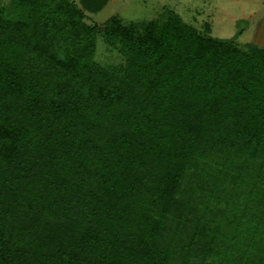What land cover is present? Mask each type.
I'll return each instance as SVG.
<instances>
[{
    "label": "trees",
    "instance_id": "obj_1",
    "mask_svg": "<svg viewBox=\"0 0 264 264\" xmlns=\"http://www.w3.org/2000/svg\"><path fill=\"white\" fill-rule=\"evenodd\" d=\"M10 2L0 264H264V47L111 16L102 64L107 0Z\"/></svg>",
    "mask_w": 264,
    "mask_h": 264
},
{
    "label": "rangeland",
    "instance_id": "obj_2",
    "mask_svg": "<svg viewBox=\"0 0 264 264\" xmlns=\"http://www.w3.org/2000/svg\"><path fill=\"white\" fill-rule=\"evenodd\" d=\"M72 1L83 9L80 0ZM2 5L9 8L11 2L0 0ZM83 11V21L101 29L96 38L94 58L102 64H118L122 60L104 33L111 16H119L127 23L165 20L175 13L203 31L208 24L211 25L210 35L213 37L233 38L241 46H247L254 37L259 18L264 15V7L241 0H107L100 11Z\"/></svg>",
    "mask_w": 264,
    "mask_h": 264
},
{
    "label": "crops",
    "instance_id": "obj_3",
    "mask_svg": "<svg viewBox=\"0 0 264 264\" xmlns=\"http://www.w3.org/2000/svg\"><path fill=\"white\" fill-rule=\"evenodd\" d=\"M241 1H248L250 4H258L259 7H264V0H241ZM250 48L256 47H264V15L259 18L257 26L255 28V34L250 44Z\"/></svg>",
    "mask_w": 264,
    "mask_h": 264
}]
</instances>
